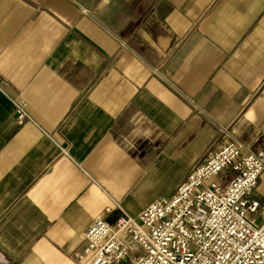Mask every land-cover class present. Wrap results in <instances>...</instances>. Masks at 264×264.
<instances>
[{"label": "crops", "instance_id": "0c3cea01", "mask_svg": "<svg viewBox=\"0 0 264 264\" xmlns=\"http://www.w3.org/2000/svg\"><path fill=\"white\" fill-rule=\"evenodd\" d=\"M225 131L264 152V0H0V264H80Z\"/></svg>", "mask_w": 264, "mask_h": 264}, {"label": "built area", "instance_id": "2783aa9c", "mask_svg": "<svg viewBox=\"0 0 264 264\" xmlns=\"http://www.w3.org/2000/svg\"><path fill=\"white\" fill-rule=\"evenodd\" d=\"M17 124L30 120L26 103ZM264 152L225 131V141L174 191L135 218L114 224L96 217L87 227L80 264H264V211L254 194ZM222 181V184L219 183ZM225 180V181H224ZM227 180V181H226ZM257 220L259 223L257 224Z\"/></svg>", "mask_w": 264, "mask_h": 264}, {"label": "rangeland", "instance_id": "374dc122", "mask_svg": "<svg viewBox=\"0 0 264 264\" xmlns=\"http://www.w3.org/2000/svg\"><path fill=\"white\" fill-rule=\"evenodd\" d=\"M225 181V180H224ZM227 181V180H226ZM219 183H221L222 184V181H220L219 180ZM259 187H258V190L260 191V192H264V173H262L261 175H260V182H259ZM170 194H168V193H166L165 194V196H169ZM261 210H263L264 211V204H263V206L261 207ZM259 223V220H257V224ZM127 260H125V261H123L121 264H127Z\"/></svg>", "mask_w": 264, "mask_h": 264}]
</instances>
